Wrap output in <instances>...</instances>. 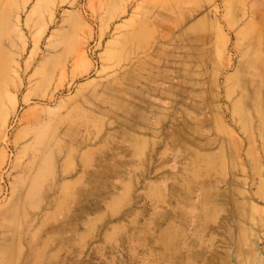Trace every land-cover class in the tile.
Returning a JSON list of instances; mask_svg holds the SVG:
<instances>
[{"label":"rangeland","instance_id":"obj_1","mask_svg":"<svg viewBox=\"0 0 264 264\" xmlns=\"http://www.w3.org/2000/svg\"><path fill=\"white\" fill-rule=\"evenodd\" d=\"M23 2L0 0V264H264V0Z\"/></svg>","mask_w":264,"mask_h":264},{"label":"crops","instance_id":"obj_2","mask_svg":"<svg viewBox=\"0 0 264 264\" xmlns=\"http://www.w3.org/2000/svg\"><path fill=\"white\" fill-rule=\"evenodd\" d=\"M263 31V32H262ZM261 34L264 35V27L263 29L261 30ZM264 37V36H263ZM252 51L255 53V54H260L259 56V70L260 71H264V38L261 42H259L258 44H254L252 45ZM255 61L253 60V67L252 68L253 70H255ZM251 75L253 76H262L264 75V72H259V73H256V72H252Z\"/></svg>","mask_w":264,"mask_h":264},{"label":"bare ground","instance_id":"obj_3","mask_svg":"<svg viewBox=\"0 0 264 264\" xmlns=\"http://www.w3.org/2000/svg\"><path fill=\"white\" fill-rule=\"evenodd\" d=\"M27 2H28V0H24L22 6L20 7V10H18L17 13H20V11L24 10V9L27 7V6H26ZM72 4H73V3H72ZM123 13H124V12H123ZM17 21L20 22V19L17 18ZM32 43H33V48H32V50H31V52H30V58L33 59V57H34V56L36 55V53H37V49H38V39H32ZM28 100H29V98L26 97V96L23 98V101H25V102L28 101Z\"/></svg>","mask_w":264,"mask_h":264}]
</instances>
